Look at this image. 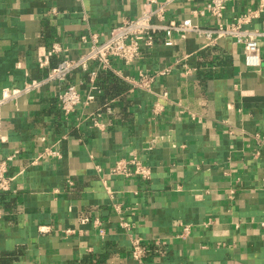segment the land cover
I'll use <instances>...</instances> for the list:
<instances>
[{"label":"crops","instance_id":"1","mask_svg":"<svg viewBox=\"0 0 264 264\" xmlns=\"http://www.w3.org/2000/svg\"><path fill=\"white\" fill-rule=\"evenodd\" d=\"M143 1L0 0V98L78 57L81 37L139 17ZM158 1H169L166 23L211 24L194 14L208 0ZM262 3L230 0L223 19ZM247 29L263 31L264 11ZM169 42L158 34L130 66L75 73L82 103L68 119L57 83L2 106L0 161L13 158L0 264H264V65L246 68L228 38ZM258 47L264 54V38ZM91 73L97 91L85 105ZM140 74L154 76L147 90L129 83ZM132 156L149 180L109 175Z\"/></svg>","mask_w":264,"mask_h":264},{"label":"built area","instance_id":"2","mask_svg":"<svg viewBox=\"0 0 264 264\" xmlns=\"http://www.w3.org/2000/svg\"><path fill=\"white\" fill-rule=\"evenodd\" d=\"M230 0H208L203 9L197 10L194 14L211 22L206 27L194 25L190 19H185L181 23L174 21L165 22V12L168 2L158 0H144L142 14L132 20L112 28L105 35L91 34L81 37V42L86 44V49L76 58L67 55L63 56L58 65L52 68L42 80L28 81L20 89H5L1 93L0 111L5 103L16 100L18 97L28 93H38L42 87L51 83L60 85V93L57 102L62 115L68 119L82 103L80 93L76 86L69 82L77 72H86L94 65L97 70L113 71L112 62L119 61L124 66L134 64L144 49H151L156 35L164 34L166 42L170 44L173 34H178L184 38L187 34L193 33L205 41V46H211L221 39H231L242 48L244 66L246 68L258 69L264 65V54L260 53L258 39L264 38L262 32L247 29V26L256 19L259 12L264 11V3L257 10H248L233 21L226 23L223 19L228 2ZM54 53H59L58 49H53ZM42 66V65H40ZM115 71V70H114ZM115 73L119 74L118 71ZM168 70L159 74L165 75ZM90 93L85 102L89 105L94 101L93 92L95 87V73H91ZM154 76L140 74L138 80L129 82L133 88L147 90ZM108 112L109 109H106ZM99 113L94 118L98 119ZM94 119L95 121H97ZM44 155L48 157H58L57 150H48ZM13 156L0 161V194L9 191L12 179L6 177V168ZM109 175L121 178L137 177L147 181L150 177L149 168L145 167L135 157L119 159L110 167ZM133 256L139 258V243L133 247Z\"/></svg>","mask_w":264,"mask_h":264}]
</instances>
